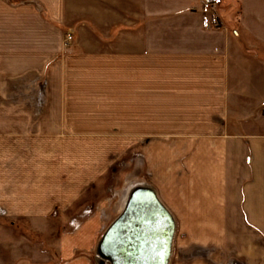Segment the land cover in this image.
<instances>
[{
	"label": "crops",
	"instance_id": "crops-1",
	"mask_svg": "<svg viewBox=\"0 0 264 264\" xmlns=\"http://www.w3.org/2000/svg\"><path fill=\"white\" fill-rule=\"evenodd\" d=\"M249 2L0 0V222H49L39 247L0 226V264H91L142 142L175 264H264V8Z\"/></svg>",
	"mask_w": 264,
	"mask_h": 264
},
{
	"label": "water",
	"instance_id": "water-1",
	"mask_svg": "<svg viewBox=\"0 0 264 264\" xmlns=\"http://www.w3.org/2000/svg\"><path fill=\"white\" fill-rule=\"evenodd\" d=\"M175 221L146 184L134 186L100 237L96 254L109 264H169Z\"/></svg>",
	"mask_w": 264,
	"mask_h": 264
},
{
	"label": "rangeland",
	"instance_id": "rangeland-1",
	"mask_svg": "<svg viewBox=\"0 0 264 264\" xmlns=\"http://www.w3.org/2000/svg\"><path fill=\"white\" fill-rule=\"evenodd\" d=\"M204 1H206V0H190V2L197 9H200V10L203 8L202 3ZM244 1H246V0H244ZM250 1L251 2H249V3L255 4L254 2L256 0H250ZM257 1L259 2L258 5H260L262 8H264V0H257ZM174 2H176V0H166V3H164V4H167L170 6L179 5V4H175ZM241 4H242L241 0H224L222 2V5H220L219 2L217 3L216 12L217 11L218 12L224 11L225 9L228 10V8H232V7H234V8L240 7ZM204 10H206V9H204ZM207 11H209V10H207ZM220 25H221V23H220ZM145 143H147V142H145ZM145 143L142 142V146L137 145L135 148H132L131 150L125 152V155H123L119 160V165L121 167H120V172H119L120 180L118 182V185H120V187H122L125 184V187H123V188H125L123 190V193L125 191V193L127 194V191L131 190L136 185H139V184H146L147 185V165H146L147 162L145 161L146 157L144 156L145 146H143V145H145ZM146 148H147V145H146ZM123 164H126V165L123 166ZM120 195L121 196L117 197V200L120 203H122L121 201H122L123 197H122V194H120ZM48 223H49L48 219H37V220H34L33 222L26 221V220H18V221H15L13 224L7 220V221L0 222V226L1 227L6 226L7 228L13 230L14 235H22L23 237H25V239H28L33 244H37V245H35L36 247H39V244L46 239V233L45 232H47V230H45L44 232L37 231L36 229H34V227H36L39 230V227L42 226L45 229V227ZM9 238H11V236ZM3 241H4V239H2V242ZM176 251H177V249H176V245H175V234H174L172 252H171V256H170V260H169L171 262V264H175L177 257H179L178 256L179 254H177ZM95 253L96 252L93 251L92 254H90L91 264H109L105 260L98 259ZM187 257H190V254H188Z\"/></svg>",
	"mask_w": 264,
	"mask_h": 264
},
{
	"label": "built area",
	"instance_id": "built-area-1",
	"mask_svg": "<svg viewBox=\"0 0 264 264\" xmlns=\"http://www.w3.org/2000/svg\"><path fill=\"white\" fill-rule=\"evenodd\" d=\"M204 9L209 10L212 12L213 15L216 14V8H217V3L215 1H206L203 4ZM212 26L213 27H221L220 22L218 19H215L212 21ZM72 39V32L70 30L66 31L64 34V44L68 45Z\"/></svg>",
	"mask_w": 264,
	"mask_h": 264
},
{
	"label": "bare ground",
	"instance_id": "bare-ground-1",
	"mask_svg": "<svg viewBox=\"0 0 264 264\" xmlns=\"http://www.w3.org/2000/svg\"><path fill=\"white\" fill-rule=\"evenodd\" d=\"M129 192H130V190L127 191V194H126L125 197H124V202H123L124 205H125V203H126V200H127V197H128ZM124 205H123V207H124ZM123 207H122V209H123ZM122 209H121V210H122ZM97 258L100 259V260H104V259H102L100 256H98V254H97Z\"/></svg>",
	"mask_w": 264,
	"mask_h": 264
}]
</instances>
